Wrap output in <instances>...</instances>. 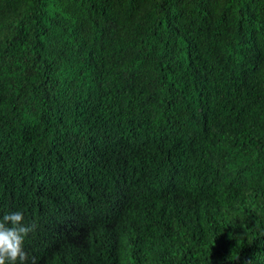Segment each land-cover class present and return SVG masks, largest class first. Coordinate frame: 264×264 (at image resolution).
I'll use <instances>...</instances> for the list:
<instances>
[{
    "label": "trees",
    "instance_id": "16d2710c",
    "mask_svg": "<svg viewBox=\"0 0 264 264\" xmlns=\"http://www.w3.org/2000/svg\"><path fill=\"white\" fill-rule=\"evenodd\" d=\"M17 211L25 264H264V0H0Z\"/></svg>",
    "mask_w": 264,
    "mask_h": 264
},
{
    "label": "clouds",
    "instance_id": "9594fccd",
    "mask_svg": "<svg viewBox=\"0 0 264 264\" xmlns=\"http://www.w3.org/2000/svg\"><path fill=\"white\" fill-rule=\"evenodd\" d=\"M22 212H11L0 219V264H25V238L35 230V224H25ZM35 264V258H32Z\"/></svg>",
    "mask_w": 264,
    "mask_h": 264
},
{
    "label": "bare ground",
    "instance_id": "6f19581e",
    "mask_svg": "<svg viewBox=\"0 0 264 264\" xmlns=\"http://www.w3.org/2000/svg\"><path fill=\"white\" fill-rule=\"evenodd\" d=\"M142 152V151H141ZM118 187V186H117ZM139 187V186H138ZM140 194V193H139ZM92 195V194H91ZM137 196V195H136ZM181 197V196H180ZM172 199V198H171ZM175 202V201H174ZM188 202V201H187ZM169 204H171V203H169ZM168 204V205H169ZM176 204V203H175ZM178 204H179V202H178ZM182 204V203H181ZM187 204V203H186ZM190 204V203H189ZM185 205V204H184ZM185 207V206H184ZM134 211V210H133ZM188 213V212H187ZM191 214V213H190ZM110 215V214H109ZM129 217V216H128ZM135 218V217H134ZM163 218H165V216L163 217ZM133 221V220H132ZM136 221V220H135ZM163 221V220H162ZM125 222V221H124ZM134 222V221H133ZM126 223V222H125ZM140 224V223H139ZM147 226H149V225H147ZM155 226V225H154ZM131 228H133V227H131ZM145 228H146V226H145ZM148 228H150V227H148ZM126 229V228H125ZM98 241V240H97ZM94 245V244H93ZM96 245V244H95ZM99 245V244H98ZM157 253V252H156ZM186 264V263H185Z\"/></svg>",
    "mask_w": 264,
    "mask_h": 264
}]
</instances>
